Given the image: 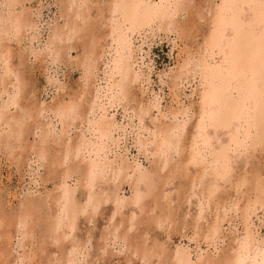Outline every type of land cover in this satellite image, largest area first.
Instances as JSON below:
<instances>
[{
  "label": "rangeland",
  "instance_id": "1",
  "mask_svg": "<svg viewBox=\"0 0 264 264\" xmlns=\"http://www.w3.org/2000/svg\"><path fill=\"white\" fill-rule=\"evenodd\" d=\"M3 1L0 0V16L2 14L5 15L8 13H14V15H24L23 17H21L23 18V20H25L24 23L28 22L29 25H25L29 28L27 27L26 30V26H24L23 23L22 27L25 28H23L22 30L20 29L22 32H20V34L18 33V36L12 32L13 35L15 34V37L10 35L12 34L11 31L8 33L4 32L3 36L5 40H2L3 36L2 34H0V46L2 47L3 44L4 47L8 44L9 47L7 45L5 48H10L8 49L9 55L7 54L9 56H7V58L10 59L6 62L9 63L7 64V67L10 68V72L12 73L7 75V78L9 77V80L6 77H3V80L1 79L3 74L1 66L3 65L1 63L2 61L0 60V82L2 83L3 81L4 83L2 85L0 84V112L2 113V116L0 115V252L2 253H0V264H156V259L158 258L159 261H162H157L160 264H175L177 261L178 263L180 262V257L182 258L183 254L184 255L182 259H185V262L186 259L188 260V262H190H186L187 264H224L229 257L233 256L234 253H236L233 250V247L236 248L237 244H240L243 241L241 240V237H244L245 241L243 242L247 243H250L249 240H251L253 236H258L257 238L259 239L264 238V208H260L261 201L264 200V198L255 193V178L251 176V172L254 169L259 170L260 167L259 181H263L264 143L262 144V146L252 144L247 150L243 149V151L242 148H240L238 153L240 154V152L242 151L241 154L243 155L240 154V156L239 154H237V156L234 157L236 158V160L233 159L235 162L232 161L233 164L230 165V170L232 168V171L234 170L233 172L235 173L230 171V174H228L227 176L229 180L235 178L233 179V184L230 183L231 180L229 181L228 178H226L227 184L225 183L221 188H218V190L220 189V192L217 193L216 190L214 196L212 195L208 198L206 197L207 195L205 194V191L207 190V187L209 185V176L207 175L208 177H206V173L205 177H203L204 179H202L200 178L201 172H197L199 170L202 171V167L208 159H206L203 164L200 163V166H187L186 170L179 169L177 167L182 162L185 153L186 156L188 155V153H190L193 147L192 135L195 132L194 126L202 118V114H200L202 110L200 103L202 91L200 87V75L197 74L200 73V70L196 68V72L194 70V74H192L193 72H191L190 75V72L187 73V70L181 66L185 65L189 61L190 66L189 68H187L188 70H192L196 67L195 60L196 65L197 62L199 63L203 60V64H205V66L207 67H212L219 61L220 55L218 54V50L215 49L214 52L211 53L210 49L209 51L205 49H207L206 47L208 45V42L210 41L208 37H210V35H212L213 33L214 24L211 22L215 21L216 19L212 18V15H214V13L217 14L216 9L220 4V0H180L181 6L179 9L181 10L178 9V12H176V14L171 17V19L173 20L170 21L169 17L168 19H156L154 23L149 26V28L145 26L143 27L144 31L141 29L139 33H134L132 35L133 38H130L133 43L130 40V51H127V56H129L130 52V54L133 55L131 56V58L135 62L130 58V56L128 57V59L133 62L131 63L128 61L125 55L126 50L123 56V61L127 62H124L126 65L124 63L123 65L129 70V76L127 78L128 81L126 79H123L122 76L114 75V71L111 70L113 63L111 62V64L109 65L110 62H108L111 61L109 59H112V57H114V53L112 51L113 48H109L111 39L110 37L108 38V36H105V32L107 31L106 28H108L109 26V10H106L109 7L107 5L109 4L108 0H90V2L88 3L90 6L88 8V19L86 22L88 23V25H91L89 23L93 22L92 24H95L96 26H93V28L95 27L97 31L95 29L89 30L90 26L85 24L86 22L82 24L83 26L81 25L82 27L80 26V19L77 18L79 19L78 21L75 18V10H79L78 6L74 5L73 1L71 0H18L17 2H14V4H6L5 2L2 3ZM145 1H148L150 4H156L159 2V0ZM65 2L68 5H66ZM186 2L191 5L193 4V6L187 5ZM206 2H208V6L211 7H208V3L206 4ZM17 3L20 4L18 5ZM213 3H215L216 8L211 5ZM200 4L201 6H199ZM71 6L76 7L74 9ZM202 6H205V9ZM212 6L213 9L215 8L214 10L212 9ZM253 6L254 5H252V8L255 7ZM82 8L80 9L82 10ZM206 8H211V11L209 12V9L206 10ZM63 9H65L66 11ZM196 9L199 11H196ZM81 10L77 12H81ZM255 10L253 9V11ZM200 11L202 12L201 15H196L197 12L198 14H200ZM206 11H208L209 13ZM65 12H67L68 14L70 13L69 15H71L72 17L68 16V14ZM203 13L206 14L207 19ZM207 13L209 16H207ZM193 14L197 17L193 16ZM246 14V18H248L247 21L251 23L253 22L252 24L255 25L254 22L256 21H252L253 18H251V12L248 11V13ZM202 16L204 17L203 20ZM106 19L107 22L105 21ZM167 20H169L170 22H168ZM204 20H206L205 23L203 22ZM71 21L73 22V24L75 22L79 27L73 25ZM201 21L205 25H203ZM190 22L193 23L191 24ZM206 22L208 23V26ZM155 23L157 25H155ZM167 23H170V25ZM251 23L248 24L252 26ZM201 25L205 27H202ZM73 26H75L76 29L80 28L82 30L78 29L80 32H75L76 29L73 31ZM151 26L153 29L151 28ZM206 26L208 27V29ZM169 27L176 28L171 29ZM85 28H87L89 32ZM51 29L54 30L51 31ZM170 29L172 31H175L170 32ZM83 30L86 31L84 32ZM103 30H105V32ZM189 30L191 31V33H188L190 32ZM55 31L56 35L63 34L62 37L66 36L67 39H62L60 35V39L56 37V39L53 38L51 34H53ZM58 31L61 32L59 33ZM67 31H69L70 33H67ZM90 31H92L94 34L97 32L95 35L93 34V36H96V38L90 36ZM179 31H183L185 34ZM201 32L204 34H202ZM66 33L67 35H65ZM81 33L84 39L82 37H79V35L81 36ZM176 33L178 36H176ZM6 34L7 36L5 37ZM71 35L75 37H72ZM85 36H90L92 39H94V41L97 40V42L95 41L96 43H94L91 38H89L90 40H88L85 38ZM65 39L70 45L66 43L67 41ZM56 40L58 44H62L65 41L66 44H55L57 43ZM87 41L89 42V44ZM92 44L93 46L95 44L98 47V50L94 49V47H91ZM44 45L45 48L47 47L46 49L44 48ZM69 46L72 47L69 48ZM100 46H102L104 50L101 49ZM49 49L52 53L50 51L47 52ZM85 52L90 54V56L93 55L94 57H91L94 58V61L89 58H86L88 61H86V59L84 60V57H90L88 54L86 55ZM16 54L19 57L21 56L23 65L21 64L18 66V58ZM101 54H103L104 57ZM202 54L204 55L202 56ZM207 54L210 56L208 57ZM97 55H99L100 57L98 56L97 58ZM81 59L84 60V63ZM85 61L88 65H85ZM89 61L91 64L89 63ZM95 65H97V67ZM80 66L81 68L84 66L83 71L81 70ZM89 66L91 67L89 68ZM107 67H109L110 69H107ZM88 69L90 71H88ZM110 70L112 73L110 72ZM133 71H137L135 72L136 75ZM185 71L186 74H188L187 76L184 75ZM92 72L95 75L92 74ZM19 73L20 75H18ZM15 74L18 75V77ZM82 74L86 77H84ZM87 74L91 76L89 77L87 76ZM106 74L110 75L106 76ZM133 74L136 76L135 78ZM176 74H183L184 76H177ZM104 76H106L105 79H103ZM82 78H86V80L84 81V79ZM4 79H7L10 84ZM114 79L119 82L120 86H122L123 92L121 95H117L116 97H114L113 100H110L112 94L108 91L107 84L108 81L113 82ZM122 79L123 81H126L122 82ZM88 81L89 84H87ZM87 85H90V89ZM84 86H86V88ZM86 90H89V93L86 92L84 96ZM127 90H130L131 92H127ZM80 91L82 92V94ZM107 93L108 95H106ZM103 95L105 96L103 97ZM97 97H101L102 99H99ZM80 98H82L83 101ZM10 99L12 104L9 101ZM77 99L81 101L78 102ZM116 100H118V102H116ZM74 103H77L78 105ZM71 104L79 107L78 111H75L77 110V107L73 105L72 107ZM48 105L51 106L49 107ZM57 105L59 108L57 107ZM134 105H136V108ZM64 106L69 109H65ZM132 106L134 107L132 108ZM33 107H37L38 109H33L34 112H31L32 114H29L28 109L30 112ZM139 107H141L142 111L145 109V107L147 110H144L145 112H142L140 111ZM61 108L64 109L62 110ZM135 109H138L140 111L139 113L141 114L138 113L140 116L137 114L138 111H136ZM71 110L72 113H75L77 117L73 116ZM81 111L82 113L80 114ZM58 112H64L66 117L61 116L60 118V114H58ZM4 113L5 115H3ZM39 113H42V116L44 115V113L45 115L42 117ZM56 113L59 116H57ZM142 113H144V116L141 117ZM13 114L23 115V120H21L20 122V129L18 128L19 126L14 124L13 120L12 123L11 119L8 118L14 116ZM69 114L71 119L75 117L73 121H69ZM54 115H56L57 117ZM26 121L28 123H26ZM59 122L60 124H62L60 125ZM37 123L38 125H40L38 126ZM97 124H101L104 126L101 127L103 129V134L106 133V135L108 136L107 137L105 135L107 137L106 140L104 139L105 136L103 138H99L100 135L94 133L92 128ZM139 125L141 127L138 128ZM160 125L161 127H167L169 129L173 126L178 127V129H175L174 132L171 131L170 133V137L173 136L174 138L175 136L178 139L169 137L170 139L167 146V153L164 156L165 159L163 158V156H159V154L153 153V145H150L152 144V142H154L152 140H154L155 136L157 135L158 132L156 130L159 129L158 126ZM105 126H107L108 128ZM147 127H151L150 130ZM36 128L41 129L37 130ZM18 129L19 131H17ZM106 129L108 130V133L107 131H105ZM147 129L149 130V132ZM88 130L90 131V133H88ZM50 132L52 133V136ZM13 133L15 134L13 135ZM16 133L18 134L16 135ZM173 133L174 135H172ZM45 134H47V136ZM140 136L142 137V139ZM221 136L222 140H225V137L223 138L222 134ZM48 137H50V139ZM52 137L54 141L52 140ZM16 138L18 139V141ZM46 138L48 140L44 141V139ZM83 138L84 141H91L90 143L94 146V148L90 147L92 151H90V148L88 146L84 148L80 146L78 147ZM138 141L141 145L137 143ZM9 143L11 146L7 145ZM146 145L148 146V148ZM75 147H77L78 149H76ZM102 147L105 148L104 151ZM85 149L87 150L86 152ZM139 149L141 150V152ZM181 149L184 151H182ZM76 150L77 153L79 151L77 157V153L75 154ZM80 150L83 152H80ZM59 155L60 157H58ZM36 157H38L39 159ZM170 157H172L173 159ZM65 158L66 160H64ZM53 161L57 162V165ZM176 163L177 166L175 165ZM161 164L163 165L161 166ZM54 165H56L58 168ZM127 166L129 168L131 167V169H129ZM89 170L92 172H90ZM163 170L165 171L163 172ZM176 170L180 171L176 172ZM116 171L117 173H120L116 174ZM139 172L141 174V177H139ZM206 172H208V170ZM242 172L244 174H242ZM197 174L198 176L196 177L195 175ZM128 175L129 178L132 177L130 178V180H128L129 178L126 177ZM230 175H232L233 177ZM90 177H92V180ZM238 177H242L243 180H246V183L243 186L238 185L236 181L238 180ZM139 178L142 179H140L141 182L136 181V179L138 180ZM191 179H194V182ZM204 180L208 181V185L206 182H204ZM205 184L207 186H205ZM138 185H140L141 187ZM228 185H230V187ZM137 186L138 188H140L138 189V193L136 188ZM201 187L205 188V190L203 191ZM231 188L233 190H231ZM239 189L241 190V192H239ZM181 190L184 192H182V195ZM201 190L202 192H200ZM186 191L188 192L186 193ZM134 193L135 195L137 193L141 196V198H144L145 202H143V199L139 202L145 203L144 207L147 206L149 210H152L149 211L145 207L148 213L150 212V215L153 214L152 218L147 213L146 209H144L143 203L141 208L140 205L139 207L137 205L136 209L134 208L135 206L133 200H135L136 198L135 195H131ZM162 193L163 195H161ZM201 193L204 195H202ZM132 196L135 199H133ZM226 198H228V200ZM259 198H261V200ZM206 199L207 201L205 202ZM220 199H222V201ZM147 200L149 201L147 202ZM219 201L222 202L221 205ZM234 201L236 204L234 203ZM254 202H257L256 206L254 205ZM262 203L264 204V201H262ZM126 204L133 206L135 211H133L134 209L128 207ZM219 205L221 206V209L218 208ZM155 206L158 207H156L155 209ZM211 207H215V209ZM254 207H256L255 211ZM137 208H139V210L143 209V211H145L143 213V211L140 210L138 214L141 213V211L142 213L139 215L136 214L138 217L141 215L142 219L144 218V220L142 221L143 223L146 220L147 216L148 218H150L149 220H146L144 224L141 222L142 225H140L139 227L138 225L141 224V219L139 220V222H137V220L135 219L136 222L134 221V223H136L137 225L134 224L133 226H129L130 224L128 223L127 217L132 215L133 212V215H135V212L137 213ZM172 209L175 211H173ZM212 209L215 211H212ZM130 210L133 212H131ZM217 210L218 212H220L217 213ZM156 211H158V213ZM16 212L21 214H16ZM161 212L162 214H160ZM212 212L214 215L212 214ZM168 213L169 215H167ZM250 213L252 214V216ZM221 214H223V216ZM72 215L75 217H73ZM136 215L135 218H138L136 217ZM166 215L169 217L166 218ZM170 215L173 218H171ZM217 215L219 216L217 217ZM163 217H165L164 219H166L170 224L165 221ZM157 218L158 221L156 220ZM161 218L163 221L160 220L161 222H159V219ZM169 218L172 220H169ZM4 219H7V222H5ZM258 219L262 221V224H260L261 221H258ZM58 221H62L61 223L64 222L63 224L66 223L67 228L65 226H61L60 222ZM73 221L75 222L73 223ZM148 221L150 222L148 223L149 225L147 224ZM159 223H162V225H164L162 226ZM243 223L244 225L242 226ZM126 224L129 225L126 226ZM165 224L169 225L166 226ZM157 225L158 227H156ZM247 225L249 226L247 227ZM144 226L146 228L148 227V229L146 230ZM127 228L129 229L127 230ZM130 229L131 231H129ZM205 229L207 230V232ZM146 231H148V233ZM21 233L24 235H22ZM25 233H27L26 236ZM27 236H29V238H26ZM210 236L212 237V241L215 237V242L212 243V241H210ZM24 237L26 238V240ZM139 238H141V240ZM208 240L209 242H211L210 245ZM235 240L238 242H236ZM137 243L140 244L139 246L142 245V250L144 251L143 254H145L144 256H142V250L141 248H139ZM128 244H136L137 247H135V245L133 246V248H137L135 250L140 249V252H133V250H131L133 248H130L131 246H129ZM144 244H146V246H150V248L153 246L157 248L147 249L146 246L143 247ZM159 246L162 247L163 250ZM155 249L158 251L157 253ZM160 249L162 250V252H160ZM149 250L153 251L154 254L159 255H154L153 252H149ZM130 251L133 252V255ZM147 252H149V255L150 253L152 254L148 256ZM178 252L181 254H178ZM176 253L178 255H176ZM242 254L243 255H239L240 258L238 257L239 264H245L248 260L246 259L247 257L245 253ZM153 255L156 258H154ZM244 255L246 258L244 257ZM23 257L25 258V260ZM26 257H28L29 259H26ZM67 259L69 260L66 262ZM71 259L74 260L72 261ZM205 259L208 260L206 261ZM219 259L221 262L218 261ZM141 260L144 262H142ZM145 260L147 261L145 262Z\"/></svg>",
  "mask_w": 264,
  "mask_h": 264
},
{
  "label": "bare ground",
  "instance_id": "2",
  "mask_svg": "<svg viewBox=\"0 0 264 264\" xmlns=\"http://www.w3.org/2000/svg\"><path fill=\"white\" fill-rule=\"evenodd\" d=\"M3 1V0H2ZM18 0H4L2 3H11V4H14V2H17ZM71 1H73V4L74 5H77L78 6V9L79 10H77V11H80L81 9L80 8H84V6H85V8L83 9L82 8V10H81V12H77L76 10H75V18L77 19V18H79L80 19V21H79V19H77L78 21H79V24H80V26L84 23V22H86L87 21V19H88V8H89V2H90V0H71ZM70 1V2H71ZM109 1V4H107L109 7H108V9H106V10H109L108 12H109V21H108V23H109V26H108V28H106V32H105V30H103L104 32H105V36L107 37L108 36V38L110 37V39H111V44L109 45V44H107V45H109V48L110 49H112V51H113V53H114V57H112V59H109V60H111V61H108V62H110L109 63V65L111 64V62L113 63V65H112V71H114L113 73H114V75H117V76H122L123 77V79H126L127 80V78H128V76H129V70L127 69V68H125V66L123 65V63L125 62V61H123L124 59H123V56H124V52H125V50H126V57H127V59H128V57L130 56V58H131V56H133L132 54H130V52H129V56H127V54H128V50H129V42H130V38L132 37V35L134 34V33H139L140 32V30L142 29L143 30V27H145V26H147V28H149V26L152 24V23H154V21L156 20V19H158V20H161V19H164V18H167L168 19V17H169V19H170V21L171 20H173V19H171V17L173 16V15H175L176 14V12H178V9L180 8V0H159V2L158 3H156V4H150L148 1H145V0H108ZM213 1V0H212ZM219 1V0H218ZM20 2V1H19ZM69 2V1H68ZM151 2V1H150ZM199 2V1H198ZM215 2V1H214ZM220 2V4H219V6H218V8L216 9L217 10V14L216 13H214V15H212L213 17L212 18H216L215 19V21H213V22H211V23H213L214 24V28H213V25H212V28H213V33H212V35H210V37H208L209 39H210V41L208 42V45H207V49H205V50H208L209 51V49L211 50L210 52L212 53V52H214V50L216 49V50H218V54L220 55V59H219V61L217 62V64H215L214 66H212V67H207V66H205V64H203L204 63V61L202 60L201 62H197V65H196V60H195V68H193L192 70H188V68H189V66H190V63H189V61L185 64V65H183V66H181V67H183V68H185L186 70H187V73L188 72H190V75H191V72H193L192 74H194V70L196 69V68H198V70H200V73H197V74H199L200 75V87H201V91H202V95H201V108H202V110H201V113L200 114H202V118L200 119V117H199V122H197L196 123V125L194 126L195 128V132L193 133V135H192V140H193V147H192V149H191V151H190V153H188V155L186 156V153H185V155H184V158L182 159V162L177 166V163L175 164L179 169H185L186 170V167L187 166H192V167H195V166H197V165H199L200 163H202L203 164V162H205V160L206 159H208L207 160V162L203 165V167H202V171L201 170H199V171H197V172H201L200 173V178H202V179H204L203 177H205V174H206V177H208V181H209V185H208V181H205L204 180V182H206L207 183V185H208V187H207V190L205 191V194L207 195L206 197L208 198V197H211L212 195L214 196V193L216 192V190H217V193L218 192H220V189L218 190V188H221L225 183H226V178H228L227 176H228V174H230V171H232V168H231V170H230V165H232L233 164V162H235L233 159H235L236 160V158H234L235 156H237V154H239L238 153V151H239V149L240 148H242V151H243V149L244 150H247L248 148H249V146L250 145H252V144H254V145H259V146H262V144L264 143V0H220L219 1ZM182 3H184V2H182ZM187 3V2H186ZM208 2H206V4H207ZM18 4V3H17ZM20 4V3H19ZM18 4V5H19ZM65 4L66 5H68L66 2H65ZM205 4V5H206ZM216 4H217V2H216ZM70 5V4H69ZM183 5V4H182ZM187 5H190V6H193V4L191 5V4H188L187 3ZM202 5H204V4H202ZM209 5V3L207 4V6ZM211 5H213L214 7H215V3H213V4H211ZM252 5H254L253 7L254 8H252ZM199 6H201V4L199 5ZM213 6H212V9H213ZM13 7H15V6H13ZM72 7V6H71ZM76 7V6H75ZM75 7L73 6L72 8H74L75 9ZM186 7H189V6H186ZM203 7V6H202ZM205 7V6H204ZM203 7V8H204ZM208 7H211V6H208ZM67 8V7H66ZM65 8V9H66ZM71 8V9H72ZM198 8V7H197ZM202 8V9H203ZM216 8V7H215ZM214 8V9H215ZM251 8H252V11H251ZM65 9H63V10H65ZM205 9V8H204ZM203 9V10H204ZM207 9H209V12L211 11L210 9L211 8H206V10ZM213 9V10H214ZM253 9L255 10V11H253ZM179 10H181V9H179ZM187 10V9H186ZM212 10V11H213ZM66 11V10H65ZM101 11V10H100ZM183 11V10H182ZM196 11H199V10H197L196 9ZM202 11V10H201ZM200 11V14H198V12H197V14L196 15H201V12ZM248 11L249 12H251V18H253V20L252 21H256V22H254L255 23V25H253L251 22H248L247 20H248V18H246V16H247V14L246 13H248ZM12 12V11H11ZM16 12V11H15ZM63 12V11H62ZM77 12V13H76ZM99 12V11H98ZM179 12H181V11H179ZM191 12H193V11H191ZM206 12H208V11H206ZM208 12V13H209ZM20 13V12H19ZM65 13H67V12H65ZM181 13H183V12H181ZM195 13V12H194ZM208 13H207V16H209L208 15ZM68 14V13H67ZM70 14V13H69ZM68 14V16H71V15H69ZM102 14V13H101ZM178 14V13H177ZM180 14V13H179ZM204 15H205V17H206V14L205 13H203ZM216 14V15H215ZM246 14V15H245ZM250 14V13H249ZM103 15V14H102ZM196 15H194L193 14V16H196ZM22 15H14V13L12 14V13H8V14H5V15H1L0 16V34H2V36L4 35V32H6V33H8V32H10L11 31V33L13 32V33H15L17 36H18V33L20 34V32H22L21 30L23 29V28H25V27H22V25H23V23H24V21L25 20H23V16L21 17ZM90 16V15H89ZM192 16V15H191ZM215 16V17H214ZM65 17V16H64ZM72 17V16H71ZM178 17V16H177ZM197 17V16H196ZM249 17V16H248ZM68 18V17H67ZM107 18V19H108ZM175 18V17H174ZM195 18V17H194ZM203 16H202V20H203ZM209 18V17H208ZM211 18V17H210ZM69 19V18H68ZM71 19V18H70ZM105 19V18H104ZM107 19L105 20L106 22H107ZM196 19V18H195ZM194 19V20H195ZM206 19H207V17H206ZM250 19V18H249ZM72 20V19H71ZM197 20H199V19H197ZM211 20V19H210ZM213 20V19H212ZM27 21V20H26ZM67 21V20H66ZM168 22H170L169 20H167ZM205 21L206 20H204L203 22L205 23ZM250 21V20H249ZM68 22V21H67ZM202 22V21H201ZM203 22H202V24H203ZM208 22H210V21H208ZM71 23L73 24V22L71 21ZM93 22H90L89 24H91V25H88V23L86 22L85 24H87L88 26H90L89 27V30L90 29H95L96 30V26H95V24H92ZM107 23V24H108ZM158 23V22H157ZM160 23V22H159ZM162 23V22H161ZM188 23V22H187ZM191 24L193 23V22H190ZM211 23H210V25H211ZM248 23H251L252 24V26H250V24H248ZM29 25L28 24V22L27 23H24V26H26V25ZM71 24V25H72ZM167 24H169L170 25V23H167ZM173 24H174V22H173ZM176 24V23H175ZM184 24H186V23H184ZM197 24H198V22H197ZM196 24V25H197ZM206 24H207V26H208V23L206 22ZM73 25H75V26H77V24L74 22V24ZM155 25H157L156 23H155ZM168 25V26H169ZM181 25H183V24H181ZM203 25H205V24H203ZM31 26V25H30ZM75 26H73V31L76 29V27ZM83 26V25H82ZM81 26V27H82ZM92 26V27H91ZM93 26H95L94 28H93ZM98 26V25H97ZM103 26V25H102ZM106 26V25H105ZM171 26H172V23H171ZM202 26V25H201ZM206 26V27H207ZM27 27L28 26H26V30H27ZM57 27V26H56ZM77 27H79V26H77ZM84 27H87V26H84ZM107 27V26H106ZM178 27V26H177ZM202 27H205V26H202ZM29 28V27H28ZM54 28H55V26H54ZM59 28V27H58ZM57 28V29H58ZM66 28V27H65ZM146 28V29H147ZM151 28H152V26H151ZM164 28V27H163ZM167 28V27H166ZM169 28H171V27H169ZM173 28V27H172ZM171 28V29H172ZM174 28H176V27H174ZM173 28V29H174ZM184 28V27H183ZM191 28V27H190ZM195 28V27H194ZM198 28V27H197ZM21 29V30H20ZM34 29V28H33ZM82 30V29H80V28H77L76 30H75V32H80L79 30ZM85 29H87V28H85ZM153 29V28H152ZM169 30L170 32L172 31V30ZM207 29H208V27H207ZM30 30V29H29ZM52 30H54V29H51V31ZM88 30V29H87ZM89 30H88V32H89ZM161 30H162V28H161ZM186 30V29H185ZM206 30V29H205ZM212 30V29H211ZM210 30V31H211ZM62 31V30H61ZM60 31V32H61ZM73 31H71V32H73ZM84 31V30H83ZM86 31V30H85ZM84 31V32H85ZM94 31V30H93ZM97 31V30H96ZM95 31V32H96ZM144 31V30H143ZM151 31V30H150ZM168 31V30H167ZM168 31V32H169ZM175 30H173L172 32H174ZM183 31H184V29H183ZM183 31H179V32H183ZM190 31V30H189ZM195 31V30H194ZM2 32V33H1ZM50 32V31H49ZM59 32V31H58ZM59 32V33H60ZM64 32V31H63ZM69 31H67V33H68ZM87 32V33H88ZM91 32V34H90V36L92 37L93 36V32L92 31H90ZM104 32H102V33H104ZM149 32V31H148ZM193 32V31H192ZM13 33L12 34H10V35H12L13 37H15L14 35H13ZM56 33V31L53 33V34H51L52 35V37L53 38H58V39H60V36H61V38L62 39H64V38H66L67 39V37L66 36H64V37H62V35L61 34H58V35H56L55 34ZM65 33V32H64ZM67 33L65 34V35H67ZM70 33V32H69ZM97 33V32H96ZM95 33V34H96ZM101 33V34H102ZM147 33V32H146ZM184 33V32H183ZM188 33H191V31L190 32H188ZM202 33V32H201ZM201 33H200V35H201ZM73 34V33H72ZM85 34V33H84ZM89 34V33H88ZM94 34V35H95ZM175 34V33H174ZM180 34V33H179ZM185 34V33H184ZM202 34H204V33H202ZM206 34H207V32H206ZM60 35V36H59ZM69 35V34H68ZM77 35V34H76ZM98 35V34H97ZM115 35V36H114ZM182 35V34H181ZM7 36V34L5 35V37ZM50 36V35H49ZM72 36V35H71ZM70 36V37H71ZM90 36H85V38L86 39H88V40H90L89 38H91ZM140 36V35H139ZM176 36H178L177 35V33H176ZM187 36H188V34H187ZM189 36H190V34H189ZM195 36V35H194ZM69 37V38H70ZM72 37H75V36H72ZM79 37H82V33H81V36L79 35ZM103 37V36H102ZM137 37V36H136ZM205 37V36H204ZM0 38H1V36H0ZM55 38V39H56ZM68 38V39H69ZM83 38V37H82ZM81 38V39H82ZM93 38H96V36L94 37L93 36ZM133 38V37H132ZM176 38V37H175ZM174 38V39H175ZM177 38H179V37H177ZM4 39V36H3V38H2V40ZM65 39V40H66ZM84 39V38H83ZM92 39V38H91ZM107 39V38H106ZM109 39V40H110ZM136 39V38H135ZM138 39H139V37H138ZM137 39V40H138ZM205 39V38H204ZM206 39H207V37H206ZM5 40V39H4ZM93 40V42L94 43H96L97 42V40H95L94 41V39H92ZM91 40V41H92ZM1 41V40H0ZM54 41V40H53ZM67 41V40H66ZM65 41V42H66ZM72 41V40H71ZM105 41V40H104ZM204 41V40H203ZM202 41V42H203ZM56 42H57V40H56ZM62 42V41H61ZM62 43V44H66V43H68V41L66 42V43ZM70 42V41H69ZM88 42V41H87ZM131 42H132V40H131ZM48 43V42H47ZM133 43V42H132ZM50 44V43H49ZM48 44V45H49ZM55 44H58V42L57 43H55ZM62 44H58V45H62ZM88 44H89V42H88ZM131 44V43H130ZM207 44V43H206ZM1 45V44H0ZM8 45V44H7ZM6 45V46H7ZM57 45V46H58ZM68 45H70L69 43H68ZM68 45H67V47H68ZM114 45V46H113ZM6 46H4L3 47V44H2V47L0 46V60L2 61L1 63H2V65L3 66H1L2 67V71H3V74H2V77H1V79L3 80V77H6L7 78V75L8 74H12L11 72H10V68H8L7 67V64H9V63H7L6 61H8L9 59L7 58V56L9 55V51H8V49H10V48H5ZM50 46V45H49ZM95 44H94V46H93V44H92V46L91 47H94V49H97L98 47L96 46V48H95ZM113 46V47H112ZM203 46V45H202ZM8 47H9V45H8ZM55 47V46H54ZM53 47V48H54ZM59 47V46H58ZM72 47V46H71ZM70 46H69V48H71ZM90 47V48H91ZM101 47V49H103L102 48V46H100ZM131 47V46H130ZM178 47H179V45H178ZM44 48H45V45H44ZM47 48V47H46ZM45 48V49H46ZM57 48V47H56ZM55 48V49H56ZM66 48V47H65ZM68 48V49H69ZM139 48V47H138ZM67 49V48H66ZM140 49V48H139ZM52 50V49H51ZM91 50V49H90ZM92 50H93V48H92ZM91 50V51H92ZM98 50V49H97ZM104 50V49H103ZM106 50V49H105ZM133 50V49H132ZM138 50V49H137ZM44 51V50H43ZM50 51V49L47 51V52H49ZM87 51V50H86ZM95 51V50H94ZM93 51V52H94ZM111 51V52H112ZM130 51V50H129ZM47 52H46V54H47ZM51 52V51H50ZM96 52V51H95ZM98 52V51H97ZM135 52H137V51H135ZM185 52V51H184ZM207 52V51H206ZM21 53V52H20ZM31 53V52H30ZM52 53V52H51ZM58 53H59V49H58ZM86 53V52H85ZM102 53H104V52H102ZM112 53V54H113ZM132 53V52H131ZM181 53H182V51H181ZM8 54V55H7ZM19 54V53H18ZM57 54V53H56ZM88 53H86V55H87ZM100 54V53H99ZM185 54V53H184ZM190 54V53H189ZM210 54V53H209ZM214 54V53H213ZM17 55V54H16ZM22 55V54H21ZM50 55V54H49ZM53 55V54H52ZM55 55V54H54ZM89 56H90V54H88ZM95 55H96V53H95ZM103 57H104V55L103 54H101ZM183 55V54H182ZM181 55V56H182ZM192 55V54H191ZM204 54H202V56H203ZM208 55V54H207ZM51 56V55H50ZM92 57H94L93 55H91ZM84 57V60L87 58H89V59H94V58H92V57ZM98 56L99 55H97V58H98ZM201 56V57H202ZM210 55H208V57H209ZM9 57V56H8ZM100 57V56H99ZM188 57V56H187ZM191 57V56H190ZM17 58H18V66L19 65H21L22 64V61L23 60H21V56L19 57L18 55H17ZM50 58V57H49ZM96 58V57H95ZM102 58V57H101ZM134 58V57H133ZM178 58V57H177ZM195 58V57H194ZM205 58V57H204ZM203 58V59H204ZM23 59V58H22ZM54 59V58H53ZM86 59V61H88ZM132 59V58H131ZM81 60H83V59H81ZM84 60H83V63H84ZM100 60V59H99ZM133 60V59H132ZM85 61V62H86ZM94 61V60H93ZM128 61L129 62H133V61H131L130 59H128ZM135 62V61H134ZM89 63H90V61H89ZM125 63H127V62H125ZM124 63V64H125ZM182 63V62H181ZM194 63V62H193ZM79 64H80V62H79ZM87 64V62L85 63V65ZM91 64V63H90ZM93 64V63H92ZM94 64H96V63H94ZM135 64V63H134ZM133 64V65H134ZM199 64V65H198ZM23 65V64H22ZM88 65V64H87ZM98 65V64H97ZM97 65H95L96 67H97ZM124 67H123V66ZM126 65V64H125ZM130 65V64H129ZM128 65V66H129ZM132 65V64H131ZM178 65V64H177ZM82 66V65H81ZM81 66H80V68H81ZM94 66V67H95ZM13 67V66H12ZM84 67V66H83ZM83 67L81 68V70L83 71ZM91 66H89V68H90ZM93 67V68H94ZM127 67V66H126ZM180 67V68H181ZM188 67V68H187ZM15 68V67H14ZM13 68V69H14ZM86 68H87V66H86ZM106 68V67H105ZM109 67H107V69H108ZM177 68V67H176ZM92 69V68H91ZM110 69V68H109ZM132 69V68H131ZM134 69V68H133ZM111 70H110V72H111ZM139 70V69H138ZM12 71V70H11ZM14 71V70H13ZM85 71V70H84ZM88 71H90L89 69H88ZM92 71V70H91ZM105 71V70H104ZM182 71H183V69H182ZM181 71V72H182ZM86 72H87V69H86ZM86 72H84V73H86ZM95 72V71H94ZM106 72V71H105ZM104 72V73H105ZM109 72V73H110ZM134 73L135 72H137V71H133ZM195 72H196V70H195ZM2 73V72H1ZM83 73V74H84ZM90 73V72H89ZM108 73V72H107ZM112 73V72H111ZM180 73V72H179ZM82 74V75H83ZM92 74H94L93 72H92ZM138 74V73H137ZM16 75V74H15ZM18 75H20V73L18 74ZM18 75H16L17 77H18ZM25 75V74H24ZM95 75V74H94ZM93 75V76H94ZM105 75V74H104ZM107 75H110V74H106V76ZM135 75H136V73H135ZM134 74H133V76H134V78L136 77ZM177 75V74H176ZM179 75V74H178ZM177 75V76H178ZM181 75H183V74H181ZM181 75H179V76H181ZM185 76H187L188 74H186V71H185V74H184ZM183 75V76H184ZM13 76V75H12ZM84 76V75H83ZM87 76H89L88 74H87ZM91 76V75H90ZM89 76V77H90ZM106 76H104V78L103 79H105V77ZM112 76H113V74H112ZM176 76V77H177ZM22 77V76H21ZM84 77H86V76H84ZM95 77V76H94ZM111 77V76H110ZM189 77V76H188ZM9 78V77H8ZM7 78V79H8ZM20 78V77H19ZM120 78V77H119ZM7 79L5 80V81H7ZM15 79V78H14ZM82 79H84V81L86 80V78H82ZM88 79V78H87ZM118 79V78H117ZM123 79H122V82H125L126 80H124L123 81ZM179 79V78H178ZM189 79V78H188ZM9 80V79H8ZM106 80H107V78H106ZM112 80V79H111ZM134 80H136V79H134ZM138 80V79H137ZM128 81V80H127ZM179 81V80H178ZM8 82V81H7ZM22 82V81H21ZM21 82H20V84H21ZM90 82H91V80H90ZM132 82H133V80H132ZM9 83V82H8ZM135 83H136V81H135ZM135 83H134V85H135ZM0 84L2 85V84H4L3 83V81H2V83L0 82ZM10 84V83H9ZM87 84H89V81H88V83ZM92 84V83H91ZM175 84V83H174ZM131 85H132V83H131ZM83 86V85H82ZM87 86H89V89H90V85H87ZM85 88H86V86H84ZM81 88V87H80ZM107 88H108V91L109 92H111V97H110V100L112 99H114V97H116L117 95H121L122 94V92H123V88H122V86H120V84H119V82H117L115 79L113 80V82H109L108 81V84H107ZM3 89V88H2ZM84 89V88H83ZM105 89V88H104ZM92 90V89H91ZM106 90V89H105ZM81 91H82V89H81ZM80 91V92H81ZM89 90H86L85 91V93H84V91H83V93H84V96H85V94H86V92H88ZM93 91V90H92ZM130 90H127V92H129ZM131 92V91H130ZM89 93V92H88ZM91 93V92H90ZM78 94V93H77ZM76 94V95H77ZM81 94H82V92H81ZM76 95H75V97H76ZM79 95H80V93H79ZM78 95V96H79ZM90 95V94H89ZM106 95H108V93L106 94ZM69 96V95H68ZM71 96V95H70ZM82 96V95H81ZM83 96V97H84ZM105 95H103V97H104ZM74 97V98H75ZM80 97V96H79ZM94 97V96H93ZM127 97V96H126ZM129 97H131V96H129ZM70 98V97H69ZM97 98H99V97H97ZM13 99V98H12ZM72 99H73V97H72ZM79 99V98H78ZM77 99V101L78 102H80L81 100H82V98H80L81 100H78ZM99 99H102L101 97L99 98ZM105 99V98H104ZM76 100V99H75ZM120 100V99H119ZM130 100V99H129ZM10 101V103H11V99L9 100ZM70 101V100H69ZM83 101V100H82ZM94 101V100H93ZM200 101V100H199ZM76 102V101H75ZM107 102V101H106ZM111 102H113V101H111ZM116 102H118V100H116ZM72 103V102H71ZM12 104V103H11ZM74 104H76V105H78L77 103H74ZM141 104V103H140ZM63 105V104H62ZM69 105H70V102H69ZM73 104H71V106H72ZM80 105V104H79ZM137 105V104H136ZM136 105H134L135 106V108H136ZM146 105V104H145ZM49 106V105H48ZM51 106V105H50ZM49 106V107H50ZM55 106V105H54ZM68 106V105H67ZM73 106H75V105H73ZM72 106V107H73ZM134 106H132V108L134 107ZM139 106V105H138ZM142 106V105H141ZM48 107V108H49ZM57 107H58V105H57ZM63 107V106H62ZM71 107V108H72ZM75 107H77V106H75ZM74 107V108H75ZM144 107V106H143ZM142 107V108H143ZM35 108H37V107H35ZM34 107L32 108V110L33 109H35ZM41 108V107H40ZM59 108V107H58ZM64 108L65 109H69V108H66V106H64ZM64 108H61L62 110L64 109ZM73 108V109H74ZM78 108L79 107H77V110H75V111H78ZM140 108V111H142V109H141V107H139ZM31 109V108H30ZM38 109V108H37ZM46 109V108H45ZM44 109V110H45ZM57 109V108H56ZM81 109V108H80ZM26 110V109H25ZM30 111L29 112V109H28V113L29 114H32L33 112H34V110L33 111ZM48 110V109H47ZM54 110V109H53ZM60 110V109H59ZM136 110V109H135ZM135 110H134V112H135ZM144 110H147L146 109V107H145V109ZM143 110V111H144ZM150 110V109H149ZM148 110V111H149ZM199 110V109H198ZM27 111V110H26ZM37 111H39V110H37ZM46 111V110H45ZM67 111V110H66ZM74 111V110H73ZM74 111V112H75ZM136 111H138L137 112V114L140 112L138 109L136 110ZM142 111V112H143ZM148 111H147V113H148ZM32 112V113H31ZM49 112H50V110H49ZM48 112V113H49ZM145 112V111H144ZM43 113V112H42ZM42 113L40 114L41 116H42ZM71 113H72V110H71ZM79 113V112H78ZM82 113V111L80 112V114ZM146 113V114H147ZM2 113L0 112V115H1ZM38 114V115H39ZM58 114H60V116L58 115ZM58 114L56 113V115L57 116H59L60 118H61V116H65V113L64 112H58ZM73 114V113H72ZM132 114H134V113H132ZM139 114H141V113H139ZM138 114V115H139ZM144 113H142V115H141V117L142 116H144L143 115ZM3 115H5V113L3 114ZM14 115V114H13ZM39 115V116H40ZM44 115H45V113H44ZM43 115V116H44ZM56 115H54V116H56ZM2 116V115H1ZM10 116V115H9ZM37 116V115H36ZM38 116V117H39ZM42 116V117H43ZM56 116V117H57ZM73 116H76L75 115V113L73 114ZM137 116V115H136ZM140 116V115H139ZM146 116V115H145ZM8 117V116H7ZM66 117V116H65ZM77 117V116H76ZM80 117V116H79ZM3 118V117H2ZM5 118V117H4ZM8 118H10L11 119V122H12V120H13V122H14V124L15 125H17V126H19L18 128L20 129L21 128V120H23V115L22 114H17V115H14V116H11V117H8ZM29 118V117H28ZM55 118V117H54ZM75 118V117H74ZM74 118L73 119H71V117H70V114H69V121H73L74 120ZM81 118V117H80ZM139 118V117H138ZM9 119V120H10ZM143 119V118H142ZM141 119V120H142ZM7 120V119H6ZM62 120V119H61ZM68 120V119H67ZM140 120V121H141ZM1 121H2V119H1ZM8 121V120H7ZM57 121V120H56ZM59 121V120H58ZM4 122V121H3ZM2 122V123H3ZM10 122V123H11ZM12 122V123H13ZM62 122V121H61ZM139 122V121H138ZM143 122V121H142ZM141 122V123H142ZM1 123V124H2ZM26 123H28L27 121H26ZM68 123V122H67ZM140 123V122H139ZM138 123V124H139ZM4 124V123H3ZM22 124H23V122H22ZM59 124H60V122H59ZM62 124V123H61ZM60 124V125H61ZM71 124H72V122H71ZM96 124V123H95ZM8 125V124H7ZM37 125H38V123H37ZM40 125V124H39ZM38 125V126H39ZM88 125H89V123H88ZM100 125V126H99ZM97 124L95 127H93L92 129H93V131H94V133H97L98 135H100L99 136V138L101 137V138H103L105 135H106V133L105 134H103V129H102V127L101 126H103V125H101V124ZM144 125V124H143ZM167 125V124H166ZM170 125V124H169ZM169 125H168V127H169ZM108 126V125H107ZM107 126H105V127H107ZM154 126V125H153ZM181 126V125H180ZM8 127V126H7ZM91 127V126H90ZM104 127V126H103ZM139 127H141L140 125L138 126V128ZM144 127V126H143ZM158 127H159V129H158ZM157 127V129L158 130H156L158 133H157V135L155 136V138H154V140H152V141H154V142H152V141H150V142H152V144H150V145H153V153H156V154H159V156H163V158H164V156H165V154L167 153V146H168V144H169V139L170 138H173V136L172 137H170V133H171V131H173L174 132V130L175 129H178V127L177 126H173V127H171L170 129L169 128H167V127H161V125L160 126H158ZM161 127V128H160ZM15 128V127H14ZM43 128V127H42ZM108 128V127H107ZM148 128V127H147ZM151 128V127H150ZM150 128H148L149 130H150ZM155 128V127H154ZM12 129V128H11ZM19 129L17 130V131H19ZM37 130H39V129H41V128H36ZM105 129V128H104ZM110 129V128H109ZM147 129V130H148ZM183 129V128H182ZM182 129H180V130H182ZM90 130V129H89ZM88 130V131H89ZM149 130H148V132H149ZM92 131V130H91ZM105 131H107V133H108V130L106 129ZM5 132V131H4ZM9 132H10V129H9ZM13 132V131H12ZM141 132V131H140ZM175 132H177V131H175ZM20 133V132H19ZM51 133V132H50ZM49 133V134H50ZM88 133H90V131L88 132ZM93 133V132H92ZM181 133V132H180ZM15 133H13V135H14ZM18 133H16V135H17ZM41 134V133H40ZM140 134H142V133H140ZM149 134V133H148ZM156 134V133H155ZM221 134L223 135V138L225 139V140H222V136H221ZM11 135H12V133H11ZM46 136H47V134H45ZM96 135V134H95ZM147 135V134H146ZM150 135V134H149ZM153 135V134H152ZM172 135H174V133L172 134ZM42 136H43V134H42ZM49 136V135H48ZM51 136H52V133H51ZM53 136H54V134H53ZM94 136V135H93ZM107 136V135H106ZM104 137V139L106 140V138L108 137ZM142 136H144V135H142ZM45 137V136H44ZM92 137V136H91ZM97 137V136H96ZM141 137V136H140ZM151 137V136H150ZM170 137V138H169ZM191 137V136H190ZM18 138V137H17ZM16 138V139H17ZM39 138H43V137H39ZM49 139H50V137H48ZM146 138V137H145ZM174 138H177V137H175L174 136ZM173 138V139H174ZM13 139V138H12ZM56 139V138H55ZM138 139V138H137ZM136 139V140H137ZM140 139V138H139ZM141 139H142V137H141ZM140 139V140H141ZM153 139V138H152ZM178 139V138H177ZM7 140V139H6ZM41 140V139H40ZM46 140H48L47 138L46 139H44V141H46ZM52 140H53V137H52ZM97 140V139H96ZM95 140V141H96ZM172 140V139H171ZM190 140V139H189ZM13 141V140H12ZM17 141H18V139H17ZM17 141H16V143H17ZM20 141H21V138H20ZM42 141H43V139H42ZM54 141V140H53ZM108 141V140H107ZM142 141V140H141ZM144 141V140H143ZM146 141V140H145ZM91 142V141H90ZM89 141H84V138H83V140H81V142H80V144L78 145V147L80 146V147H91V148H94V146H93V144H91ZM103 142V141H102ZM136 142V141H135ZM190 142V141H189ZM60 143V142H59ZM104 143V142H103ZM102 143V144H103ZM138 144L140 143L139 141L137 142ZM14 144V143H13ZM101 144V145H102ZM107 144V143H106ZM135 144V143H134ZM143 144V143H142ZM7 145H10V143L9 144H7ZM22 145V144H21ZM59 145V144H58ZM66 145V144H65ZM139 145H141V144H139ZM178 145H180V144H178ZM186 145H187V143H186ZM11 146V145H10ZM20 146V145H19ZM42 146V145H41ZM64 146V145H63ZM103 146V145H102ZM106 146V145H105ZM143 146V145H142ZM147 146V145H146ZM170 146V145H169ZM189 146V145H188ZM67 147V146H66ZM74 147V146H73ZM181 147V146H180ZM185 147V146H184ZM187 147V146H186ZM21 148V147H20ZM33 148V147H32ZM34 148H36V147H34ZM64 148V147H63ZM62 148V149H63ZM76 149H78L77 147H75ZM91 148H90V151H92L91 150ZM100 148V147H99ZM103 148V147H102ZM138 148V147H137ZM147 148H148V146H147ZM37 149H40V148H37ZM44 149V148H43ZM42 149V150H43ZM104 149L105 148H103V151H104ZM151 149V148H150ZM169 149V148H168ZM171 149H173V148H171ZM178 149V148H177ZM183 149V148H182ZM181 149V150H182ZM66 150V149H65ZM70 150V149H69ZM94 150V149H93ZM98 150H100V149H98ZM140 150V149H139ZM176 150V149H175ZM39 151V150H38ZM46 151V150H45ZM74 151V150H73ZM87 150L85 149V152H86ZM102 151V152H103ZM145 151V150H144ZM180 151V150H179ZM182 151H184V150H182ZM187 151V150H186ZM241 151V152H242ZM255 151V150H254ZM253 151V152H254ZM263 151V150H262ZM44 152V151H43ZM66 152V151H65ZM70 152V151H69ZM80 152H83V151H81L80 150ZM95 152V151H94ZM100 152V151H99ZM140 152H141V150H140ZM147 152V151H146ZM173 152V151H172ZM241 152H240V154H241ZM260 152H261V150H260ZM77 153V150L75 151V154ZM78 153H79V151H78ZM78 153L76 154V157H77V155H78ZM91 153H93V152H91ZM149 153V152H148ZM152 153V154H153ZM170 153V152H169ZM45 154V153H44ZM63 154H64V152H63ZM86 154V153H85ZM144 154V153H143ZM150 154V153H149ZM175 154V153H174ZM239 154V155H240ZM39 155V154H38ZM40 155H41V153H40ZM66 155V154H65ZM69 155V154H68ZM241 155H243V154H241ZM240 155V156H241ZM250 155V154H249ZM252 155V154H251ZM70 156V155H69ZM167 156V155H166ZM186 156V157H185ZM246 156V155H245ZM54 157H56V156H54ZM53 157V158H54ZM58 157H60V155L58 156ZM75 157V156H74ZM156 157V156H155ZM176 157V156H175ZM247 157V156H246ZM250 157V156H249ZM36 158H38V157H36ZM42 158V157H41ZM44 158V157H43ZM52 158V159H53ZM69 158V157H68ZM170 158H172V157H170ZM245 158V157H244ZM251 158V157H250ZM254 158V157H253ZM39 159V158H38ZM165 159V158H164ZM173 159V158H172ZM176 159V158H175ZM247 159H249V158H247ZM41 160V159H40ZM59 160H60V158H59ZM63 160V159H62ZM64 160H66V158L64 159ZM63 160V161H64ZM160 160V159H159ZM180 160V159H179ZM244 160V159H243ZM56 161V160H55ZM55 161H53V162H55ZM62 161V162H63ZM169 161V160H168ZM233 161V162H232ZM62 162H60V163H62ZM66 162V161H65ZM51 163V162H50ZM57 162H55V164H56ZM256 163V162H255ZM54 164V163H53ZM64 164V163H63ZM66 164V163H65ZM99 164V163H98ZM253 164V163H252ZM57 165V164H56ZM56 165H54V166H56ZM97 165V164H96ZM163 164H161V166H162ZM262 165V164H261ZM260 165V166H261ZM59 166V165H58ZM165 166V165H164ZM200 166V165H199ZM249 166V165H248ZM247 166V167H248ZM57 167V166H56ZM61 167V166H60ZM85 167V166H84ZM92 167V166H91ZM99 167V166H98ZM128 167V166H127ZM126 167V168H127ZM156 167V166H155ZM177 167H175V168H177ZM191 167V168H192ZM251 167V166H250ZM58 168V167H57ZM120 168V167H119ZM129 168V167H128ZM159 168H161V167H159ZM164 168H166V167H164ZM168 168H170V167H168ZM252 168V167H251ZM93 169V168H92ZM96 169V168H95ZM129 169H131V167L129 168ZM135 169V168H134ZM257 169H258V166H257ZM85 170V169H84ZM136 170V169H135ZM171 170H172V168H171ZM191 170V169H190ZM193 170V169H192ZM208 170V172H206ZM259 170H260V167H259ZM259 170H256V169H254L252 172H251V176L252 177H254L255 178V183H254V189H255V193L256 194H258V195H260V197H262V198H264V178H263V181L262 182H260L259 181ZM86 171V170H85ZM84 171V172H85ZM90 171V170H89ZM88 171V172H89ZM93 171H95V170H93ZM137 171V170H136ZM135 171V172H136ZM165 170H163V172H164ZM175 171V170H174ZM173 171V172H174ZM179 172L180 170H176V172ZM183 171V170H182ZM234 171V170H233ZM232 171V172H233ZM243 171H244V167H243ZM248 171V170H247ZM90 172H92V171H90ZM122 172V171H121ZM127 172V171H126ZM145 172V171H144ZM156 172V171H155ZM261 172V171H260ZM86 173V172H85ZM85 173H84V176H85ZM118 173H120V172H118ZM117 173V171H116V174H118ZM166 173V172H165ZM175 173V172H174ZM173 173V174H174ZM189 173V172H188ZM233 173H235V172H233ZM63 174V173H62ZM87 174V173H86ZM90 174H92V173H90ZM115 174V175H116ZM135 174V173H134ZM139 174H140V172H139ZM144 174V173H143ZM146 174H148V173H146ZM160 174V173H159ZM163 174V173H162ZM242 174H244L243 172H242ZM249 174V173H248ZM88 175V174H87ZM121 175V174H120ZM131 175V174H130ZM137 175V174H136ZM145 175V174H144ZM143 175V176H144ZM161 175V174H160ZM189 175V174H188ZM208 175V176H207ZM235 175V174H234ZM94 176V175H93ZM175 176V175H174ZM180 176V175H179ZM184 176V175H183ZM192 176H194V175H192ZM196 177L198 176V174L197 175H195ZM230 176H232V175H230ZM88 177V176H87ZM96 177V176H95ZM116 177H117V175H116ZM127 178H129V175L128 176H126ZM133 177H134V175H133ZM136 177V176H135ZM138 177V176H137ZM139 177H141V174H140V176ZM172 177V176H171ZM233 177V176H232ZM91 178V180H92V177H90ZM118 178V177H117ZM126 178V179H127ZM130 178H132V177H130ZM130 178L128 179V180H130ZM143 178V177H142ZM174 178V177H173ZM194 178V177H193ZM236 178H237V174H236ZM88 179V178H87ZM141 178H139L138 180L136 179V181H139V182H141V180H140ZM233 179H235V178H232V182L229 180V178H228V180L230 181V183H232L233 184ZM89 180V179H88ZM168 180V179H167ZM193 182H194V179H191ZM197 180H199V179H197ZM169 181V180H168ZM174 181V180H173ZM235 181V180H234ZM237 181V183H238V185L239 186H243L245 183H246V180L244 179L243 180V178L241 177H238V180H236ZM235 181V182H236ZM94 182V181H93ZM93 182H91V183H93ZM128 182V181H127ZM138 182V183H139ZM170 182V181H169ZM202 182V181H201ZM89 183V182H88ZM166 183V182H165ZM192 183V182H191ZM141 184H143V183H141ZM201 184V183H200ZM227 184V183H226ZM193 185V184H192ZM206 184H205V186H207ZM138 186H140V185H138ZM138 186L136 187L137 188V193L139 192L138 191V189H140V188H138ZM166 186V185H165ZM191 186V185H190ZM194 186V185H193ZM229 187H230V185H228ZM132 187V186H131ZM141 187V186H140ZM200 187V186H199ZM232 187V186H231ZM136 188H135V190H136ZM191 188V187H190ZM202 188V187H201ZM233 188V187H232ZM231 188V190H233ZM242 188V187H241ZM165 189V188H164ZM177 189H179V188H177ZM184 189V188H183ZM186 189V188H185ZM203 189V191L205 190V188H202ZM146 190V189H145ZM150 190V189H149ZM176 190V189H175ZM195 190V189H194ZM224 190H225V188H224ZM230 190V189H229ZM237 190H238V188H237ZM240 190V189H239ZM141 192H142V190H141ZM140 192V193H141ZM143 192H145V191H143ZM151 192V191H150ZM179 192V191H178ZM182 190H181V195H182ZM188 191H186V193H187ZM200 192H202V190L200 191ZM239 192H241V190L239 191ZM133 193V192H132ZM136 193V195H135V193L134 194H131V195H135V198L133 197V199H135V200H133L134 201V208L136 209V206L138 205V207H139V205H140V208H141V206H142V203L143 202H145V200H144V198H141V196L139 195V194H137ZM184 193V192H183ZM186 193H185V195H186ZM194 193V192H193ZM192 193V194H193ZM246 193V192H245ZM142 194V193H141ZM149 194V193H148ZM166 194V193H165ZM190 194V193H189ZM202 194V193H201ZM223 194V193H222ZM221 194V195H222ZM238 194V193H237ZM161 195H163V193L161 194ZM161 195H160V197H161ZM184 195V196H185ZM202 195H204V194H202ZM145 196V195H144ZM223 196V195H222ZM228 196V195H227ZM240 196V195H239ZM158 197V196H157ZM201 197V196H200ZM221 197V196H220ZM225 197H226V195H225ZM238 197V196H237ZM241 197V196H240ZM90 198V197H89ZM159 198V197H158ZM217 198V197H216ZM222 198V197H221ZM230 198V197H229ZM236 198V197H235ZM247 198V197H246ZM245 198V199H246ZM141 199V200H140ZM142 199L144 200L142 203H140L139 201H142ZM165 199V198H164ZM182 199V198H181ZM202 199V198H201ZM213 199H215V198H213ZM227 200H228V198H226ZM239 199V198H238ZM260 200H261V198H259ZM128 200H129V198H128ZM162 200V199H161ZM218 200V199H217ZM221 201H222V199H220ZM225 200V199H224ZM149 200H147V202H148ZM164 201V200H163ZM203 201H204V199H203ZM207 201V199L205 200V202ZM209 201V200H208ZM211 201V200H210ZM230 201H232V200H230ZM262 201H264V200H262ZM262 201H261V204H260V208H264V204L262 203ZM122 202V201H121ZM128 202H130V201H128ZM218 202V201H217ZM226 202V201H225ZM228 202V201H227ZM250 202V201H249ZM123 203V202H122ZM121 203V204H122ZM126 203H127V201H126ZM132 203V202H131ZM140 203V204H139ZM161 203V202H160ZM201 203V202H200ZM204 203V202H203ZM219 203H220V205H221V203L222 202H220L219 201ZM232 203V202H231ZM234 203H235V201H234ZM125 204V203H124ZM130 204V203H129ZM144 204L145 203H143V207H144ZM236 204V203H235ZM256 204H257V202H254V205L256 206ZM123 205V204H122ZM121 205V206H122ZM127 205V204H126ZM133 205V204H132ZM219 205V207L218 208H220L221 206ZM225 205V204H224ZM229 205V204H228ZM227 205V206H228ZM121 206H120V208H121ZM128 207H131V208H133V206H131V205H127ZM166 206V205H165ZM200 206V205H199ZM204 206V205H203ZM208 206V205H207ZM215 206H216V204H215ZM232 206V205H231ZM250 206V205H249ZM248 206V207H249ZM31 207V206H30ZM30 207H29V209H30ZM123 207V206H122ZM128 207H126V208H128ZM147 209H148V207L147 206H145ZM144 207V209H146ZM151 207V206H150ZM156 207H158V206H155V209H156ZM167 207V206H166ZM209 207V206H208ZM223 207V206H222ZM225 207V206H224ZM26 208V207H25ZM130 208V209H131ZM133 208V209H134ZM199 208V207H198ZM211 208H213V207H211ZM236 208V207H235ZM251 208V207H250ZM255 208L256 207H254V211H255ZM27 209H28V207H27ZM135 209L133 210V211H135ZM147 209H146V211H147ZM154 209V208H153ZM158 209V208H157ZM163 209V208H162ZM161 209V210H162ZM178 209V208H177ZM213 209H215V207L213 208ZM212 209V211H215V210H213ZM221 209V208H220ZM252 209V208H251ZM33 210V209H32ZM53 210H56V209H53ZM140 210H142L143 211V209H140ZM139 210V208H137V213L135 212V215L137 214V215H139V214H141L142 213V211H141V213H139L138 214V212L140 211ZM149 210V209H148ZM173 210V209H172ZM231 210V209H230ZM233 210H234V207H233ZM238 210H240V209H238ZM62 211H63V207H62ZM77 211V210H76ZM131 211V210H130ZM133 211H131V212H133ZM149 211H152V210H149ZM159 211V210H158ZM158 211H156L157 213H158ZM173 211H175V210H173ZM173 211H171V212H173ZM210 211V210H209ZM65 212V211H64ZM79 212V211H78ZM130 212V213H131ZM145 211H143V213H144ZM164 212V211H163ZM166 212V211H165ZM208 212V211H207ZM220 212V211H219ZM218 212V210H217V213H219ZM237 212V211H236ZM249 212V211H248ZM262 212V211H261ZM18 212H16V214H17ZM60 213V212H59ZM66 213V212H65ZM71 213V212H70ZM70 213H69V215H70ZM80 213V212H79ZM129 213V212H128ZM134 213V212H133ZM133 213H132V215H130L129 217H127L128 219V223L130 224H128L129 226H133L134 224H136V223H134V221L136 222V220H137V222H139V220H140V223L144 220V218L142 219V217H141V215L138 217L137 215H136V217H138V218H135V215H133ZM147 213H148V211H147ZM150 213V212H149ZM148 213V214H149ZM152 213V212H151ZM157 213H156V215H157ZM199 213V212H198ZM19 214V213H18ZM21 214V213H20ZM19 214V215H20ZM67 214V213H66ZM160 214H162V212L160 213ZM209 214V213H208ZM212 214H213V212H212ZM211 214V215H212ZM251 214V213H250ZM257 214V213H256ZM32 215H33V212H32ZM54 215H55V213H54ZM128 215V214H127ZM150 215V214H149ZM153 215V214H152ZM152 215H150L151 216V218H152ZM167 215H169V213L167 214ZM166 215V216H167ZM214 215V214H213ZM220 215V214H219ZM219 215H217V217L219 216ZM222 216H223V214H221ZM240 215V214H239ZM242 215H243V213H242ZM2 216V215H1ZM11 216V215H10ZM68 216V215H67ZM73 216V215H72ZM144 216H145V214H144ZM147 216V215H146ZM162 216H164V215H162ZM171 216V215H170ZM241 216V215H240ZM251 216H252V214H251ZM250 216V217H251ZM259 216V215H258ZM261 216V215H260ZM12 217V216H11ZM31 217V216H30ZM53 217V216H52ZM55 217V216H54ZM73 217H75V216H73ZM169 216H167L166 218H168ZM214 217V216H213ZM237 217V216H236ZM235 217V218H236ZM262 217V216H261ZM14 218V217H13ZM58 218H60V217H58ZM78 218V217H77ZM146 218V217H145ZM150 218V217H149ZM149 218H148V216H147V218H146V220H149ZM156 218V217H155ZM165 217H163V219H164ZM171 218H173L172 216H171ZM242 218V217H241ZM247 218V217H246ZM249 218V217H248ZM64 219V218H63ZM136 219V220H135ZM216 219V218H215ZM219 219H220V217H219ZM240 219V218H239ZM257 219V218H256ZM5 220V219H4ZM13 220V219H12ZM54 220H56V219H54ZM60 220V219H59ZM145 220V221H146ZM157 221H158V218L156 219ZM160 220H162V218L161 219H159V222H161ZM165 221H167L166 219H164ZM169 220H172V219H170L169 218ZM217 220V219H216ZM243 220H245V219H243ZM249 220V219H248ZM121 221H122V219H121ZM145 221H144V223H145ZM156 221V222H157ZM163 221V220H162ZM237 221V220H236ZM258 221H261V220H259L258 219ZM5 222H7V219L5 220ZM58 222H60V221H58ZM62 222V221H61ZM60 222V224H61V226H65L66 227V223L65 224H63V223H61ZM75 221H73V223H74ZM153 222V221H152ZM155 222V223H156ZM168 222V221H167ZM166 222V223H167ZM171 222V221H170ZM174 222V221H173ZM218 222V221H217ZM242 222V221H241ZM244 222V221H243ZM251 222V221H250ZM72 223V222H71ZM72 223V224H73ZM143 223V222H142ZM142 223L141 224H139L138 225V227L140 226V225H142ZM143 223V224H144ZM148 223H150L149 221L147 222V224ZM162 223H164V222H162ZM162 223H159L160 225H162ZM169 223V222H168ZM245 223H246V221H245ZM252 223V222H251ZM15 224V223H14ZM153 224V223H152ZM158 224V225H159ZM170 224V223H169ZM169 224H167V225H169ZM215 224V223H214ZM249 224V223H248ZM260 224H262V221H261V223ZM259 224V225H260ZM127 224H126V226H128ZM137 225V224H136ZM146 225V224H145ZM149 225V224H148ZM156 225V224H155ZM154 225V226H155ZM158 225L156 226V227H158ZM164 225V224H163ZM162 225V226H163ZM166 225V224H165ZM166 225V226H167ZM244 225V223L242 224V226ZM246 225V224H245ZM250 225V224H249ZM249 225H247V227L249 226ZM264 225V224H263ZM60 226V227H61ZM73 226V225H72ZM153 226V225H152ZM165 226V227H166ZM262 226V225H261ZM20 227V226H19ZM145 227V226H144ZM64 228V227H63ZM67 228V227H66ZM118 228V227H117ZM137 228V227H136ZM146 228V227H145ZM145 228H144V230H145ZM150 228H151V225H150ZM69 229H71V228H69ZM129 228H127V230H128ZM133 229V228H132ZM148 229V227L146 228V230ZM209 229V228H208ZM213 229V228H212ZM243 229V228H242ZM13 230V229H12ZM19 230V229H18ZM150 230V229H149ZM206 230V229H205ZM260 230V229H259ZM69 231V230H68ZM129 231H131V229L129 230ZM210 231V230H209ZM208 231V232H209ZM248 231V230H247ZM251 231V230H250ZM19 232V231H18ZM24 232V231H23ZM71 232V231H70ZM143 232V231H142ZM147 233H148V231H146ZM206 232H207V230H206ZM213 232H214V230H213ZM246 232V231H245ZM145 233V232H144ZM146 233V234H147ZM211 233V232H210ZM258 233V232H257ZM2 234V233H1ZM22 234V233H21ZM20 234V235H21ZM66 234V233H65ZM70 234V233H69ZM114 234V233H113ZM112 234V235H113ZM205 234H207V233H205ZM22 235H24V234H22ZM21 235V236H22ZM27 235V233H25V236ZM129 235V234H128ZM145 235V234H144ZM208 235H209V233H208ZM212 235V234H211ZM251 235V234H250ZM247 236V235H246ZM245 236V237H246ZM253 236V235H252ZM262 236V235H261ZM1 237V236H0ZM23 237V236H22ZM126 237H127V234H126ZM129 237V236H128ZM132 237V236H131ZM141 237V236H140ZM207 237V236H206ZM211 237V236H210ZM258 237V236H257ZM257 237H255V236H253L252 238H251V240H249L250 241V243H247V242H243V241H245L244 240V237H241V240H243L240 244H237V246H236V248L235 247H233V250L236 252V253H234V255L233 256H231V257H229L228 258V260L224 263V264H237L238 263V257L240 258V256L239 255H243L242 253H245V255H246V257H245V255H244V257L246 258V259H248L247 260V262L245 263V264H264V238H261V239H259V238H257ZM25 238V237H24ZM26 238H29V236H27ZM26 238H25V240H26ZM203 238H204V236H203ZM209 238V237H208ZM238 238V237H237ZM243 238V239H242ZM249 238V237H248ZM136 239V238H135ZM135 239H134V242H135ZM138 239V238H137ZM140 240H141V238H139ZM214 239H215V237H214ZM214 239H213V241H212V237H211V240L210 241H212V243L213 242H215L214 241ZM235 239V238H234ZM240 239V238H239ZM122 241H123V239H122ZM125 241V240H124ZM129 241H131V240H129ZM133 241V240H132ZM137 241V240H136ZM155 241V240H154ZM203 241H204V239H203ZM236 241V240H235ZM240 241V240H239ZM134 242H133V244H134ZM139 242V241H138ZM146 242V241H145ZM208 242H209V240H208ZM208 242H207V244H208ZM234 242V241H233ZM236 242H238V241H236ZM235 242V243H236ZM58 243V242H57ZM128 243V242H127ZM130 243V242H129ZM132 243V242H131ZM142 243V242H141ZM143 243H144V241H143ZM153 243H155V242H153ZM152 243V244H153ZM8 244V243H7ZM151 244V245H152ZM211 244V242H209V245ZM231 244V243H230ZM129 245V244H128ZM136 245V244H135ZM135 245H129V246H131L130 248H133V246H135ZM137 245L139 246L140 244L139 243H137ZM137 245L135 246V247H137ZM215 245V244H214ZM3 246V245H2ZM8 246V245H7ZM144 246H146V244H144L143 245V247ZM153 246V245H152ZM157 246V245H156ZM234 246H235V244H234ZM10 247V246H9ZM9 247H7V248H9ZM160 247V246H159ZM158 247V248H159ZM130 248H129V250H130ZM139 248H141V250H142V245L141 246H139ZM146 248L147 249H149L150 248V246H146ZM151 248H157V247H155V246H153V247H151ZM150 248V249H151ZM161 249H162V247H160ZM249 248H250V250H249ZM135 249H137V248H133V249H131V250H133V252H135L136 253V251H138V252H140L139 250H135ZM160 249V250H161ZM154 250V249H153ZM156 250V249H155ZM163 250V249H162ZM162 250L160 251V252H162ZM228 250V249H227ZM232 250V249H231ZM148 251V250H147ZM181 251V250H180ZM131 252V251H130ZM133 252H131L132 253V255H133ZM146 252V251H145ZM149 252H153V251H150L149 250ZM149 252H147L148 253V256H150L152 253H150V255H149ZM158 251L156 250V253H157ZM1 253V252H0ZM130 253V254H131ZM144 253V251L142 250V253L141 254H143ZM2 254V253H1ZM153 254H154V252H153ZM172 254V253H171ZM178 254H181V253H179L178 252ZM177 253H176V255H178ZM182 254H183V252H182ZM139 255H140V253H139ZM145 254H143L142 256H144ZM154 255H159V254H154ZM153 255V256H154ZM163 255V254H162ZM164 255H165V253H164ZM184 255V254H183ZM183 255H182V258H183ZM228 255H229V253H228ZM23 256V255H22ZM28 256V255H27ZM32 256V255H31ZM136 256H138V255H136ZM152 256V257H153ZM181 256V255H180ZM188 256V255H187ZM224 256V255H223ZM18 257V256H17ZM140 257V256H139ZM151 257V258H152ZM161 257V256H160ZM174 257V256H173ZM24 258V257H23ZM148 258V257H147ZM154 258H156L155 256H154ZM157 258H158V256H157ZM165 258V257H164ZM178 258H179V256H178ZM181 257H180V262L178 263V261L175 263V264H187L186 262H188V260L186 259V262L182 259ZM187 258H189V257H187ZM17 259V258H16ZM26 259H29L28 257H26ZM142 259H143V257H142ZM145 259H146V257H145ZM168 259V258H167ZM176 259V258H175ZM174 259V260H175ZM204 259V258H203ZM213 259V258H212ZM211 259V260H212ZM221 259V258H220ZM220 259L218 260L219 262H221L220 261ZM225 259V258H224ZM245 259V260H246ZM15 260V259H14ZM13 260V261H14ZM19 260V259H18ZM24 260H25V258H24ZM30 260H31V258H30ZM69 259H67L66 260V262L68 261ZM72 260V259H71ZM74 260V259H73ZM72 260V261H73ZM139 260H140V258H139ZM150 260V259H149ZM153 260H155V259H153ZM157 261H159V258L158 259H156ZM163 260V259H162ZM206 260V259H205ZM208 260V259H207ZM206 260V261H207ZM210 260V259H209ZM142 261V260H141ZM147 260H145V262H146ZM156 261V264L158 263ZM166 261V260H165ZM171 261H172V259H171ZM191 261V260H190ZM216 261V260H215ZM19 262V261H18ZM26 262V261H25ZM142 262H144V261H142ZM159 262H162V261H159ZM173 262H175V261H173ZM201 262H202V259H201ZM245 262V261H244ZM188 263H190V262H188ZM208 263V262H207ZM211 263V262H210ZM50 264H52V263H50ZM57 264V263H56ZM61 264V263H60ZM70 264V263H69ZM73 264V263H72ZM158 264H160V263H158ZM165 264V263H164ZM172 264H174V263H172ZM192 264V263H191ZM199 264V263H198ZM239 264V263H238Z\"/></svg>",
  "mask_w": 264,
  "mask_h": 264
}]
</instances>
